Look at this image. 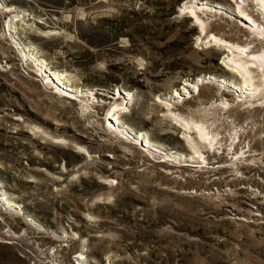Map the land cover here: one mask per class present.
<instances>
[{"label": "rangeland", "instance_id": "374dc122", "mask_svg": "<svg viewBox=\"0 0 264 264\" xmlns=\"http://www.w3.org/2000/svg\"><path fill=\"white\" fill-rule=\"evenodd\" d=\"M235 12L0 0V264H264V84L209 43Z\"/></svg>", "mask_w": 264, "mask_h": 264}, {"label": "bare ground", "instance_id": "6f19581e", "mask_svg": "<svg viewBox=\"0 0 264 264\" xmlns=\"http://www.w3.org/2000/svg\"><path fill=\"white\" fill-rule=\"evenodd\" d=\"M235 1L240 7V12L242 15L238 12H235L233 16L238 19L237 21L243 22V24L246 25L245 28L241 27L240 29L244 33L243 36H246L247 38L242 39V37H234L232 35V31L226 32L222 28L219 29L218 26L216 25L215 28L212 29L211 31V33L214 34L212 39H210L207 35L205 37L204 35L205 33L203 32L199 34L198 39L203 41L204 39L209 38L210 39L209 43L214 42L217 45L223 46L225 48L224 50L226 55L224 56L223 64L225 65V67L229 68V70L231 69L233 73H237V75L243 79L242 84L239 87H237V90H235V93L238 94L237 97L240 98L243 97L246 94V92H249L251 94L257 93L260 86L264 84V81L263 83H259V84H257L258 81L257 82L255 81V78L257 77L256 76L257 73L255 74L256 69L260 67L264 68V52L261 53V48H264V22L263 21L261 22L258 19V16H261V18L264 19V0H256L257 4L262 9L257 14H255L253 11H250V9L248 10L244 5L241 4L244 2V0H234V2ZM186 9L191 10V13L194 14L201 23L204 21L202 13H205L204 10L205 7L190 6V7H186ZM250 22L253 23L254 26ZM247 27H250V29ZM253 28H256V31L254 30V32H250V30L251 29L253 30ZM251 37L253 38L250 39ZM256 40L258 41L260 40L261 42L253 46L251 50L250 49L247 50V48L250 45L255 44ZM250 56H252V58H250ZM263 76H264V69H263ZM48 78H49L48 81H50L51 84L53 85L58 84L57 87L60 86V84L58 82L56 83L52 78H50V76H48ZM54 79L60 82L63 79V77L62 75L55 73ZM187 87L191 91H193V89L198 88L195 84L191 85L190 83H187ZM186 92L187 89H184L183 93L185 94ZM179 95L180 94L177 92L173 94L175 98H178ZM182 129H184L185 132L186 130L188 131L189 124L183 123ZM197 131L201 135L200 137L203 138L208 137V133L205 132L204 127L203 128L202 126L198 127ZM139 137L141 138L142 136ZM186 137H190V136L187 135ZM79 259L82 260L83 258L81 257Z\"/></svg>", "mask_w": 264, "mask_h": 264}, {"label": "water", "instance_id": "95a60500", "mask_svg": "<svg viewBox=\"0 0 264 264\" xmlns=\"http://www.w3.org/2000/svg\"><path fill=\"white\" fill-rule=\"evenodd\" d=\"M44 71L47 72V75H50V77H51V78L57 83V80L54 79V76L52 75L51 72H49L48 70H44ZM61 86H62V85H61ZM118 93H120V90H118ZM110 95H111L112 97L117 96L116 94H114V92H110ZM133 137L138 138V136H136V135H134V134H133ZM142 145L145 146V143L143 142Z\"/></svg>", "mask_w": 264, "mask_h": 264}]
</instances>
